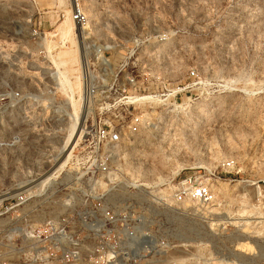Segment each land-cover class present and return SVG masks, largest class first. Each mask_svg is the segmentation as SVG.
I'll return each instance as SVG.
<instances>
[{"label":"rangeland","instance_id":"obj_1","mask_svg":"<svg viewBox=\"0 0 264 264\" xmlns=\"http://www.w3.org/2000/svg\"><path fill=\"white\" fill-rule=\"evenodd\" d=\"M74 1L88 18L84 28L74 24L79 80L84 55L100 85L133 72L137 86L158 95L111 161L120 181L142 184L119 190V203L133 202L147 233L165 239L132 263L264 264V0ZM72 2L0 0V264L28 263L19 233L61 214L55 201L86 206L73 187L78 148L43 182L70 125L57 27L77 10ZM136 42L142 51L125 62ZM80 95L81 87V111ZM185 177L208 183L215 201L152 202L150 192ZM21 195L27 200L14 207ZM72 225L86 233L82 221Z\"/></svg>","mask_w":264,"mask_h":264},{"label":"built area","instance_id":"obj_2","mask_svg":"<svg viewBox=\"0 0 264 264\" xmlns=\"http://www.w3.org/2000/svg\"><path fill=\"white\" fill-rule=\"evenodd\" d=\"M72 19L80 27L88 25V18L79 9L73 12ZM143 45L136 42L127 48L125 62L141 52ZM99 57L105 61L102 50ZM82 63L80 100L84 119L81 139L72 150L78 148L80 161L73 187L81 192L86 206H77L72 197L59 199L55 201L56 207L66 208L61 214L47 218L40 225L28 223L25 232L19 233L26 240L20 249L28 256L27 264H133L148 250L161 251L165 244L163 237L145 230L144 211L135 209L133 202L119 203L116 198L119 190L142 189V184L120 181L121 167L111 164L124 140H129L147 123L146 105L156 102L158 95L137 86L133 72L127 74L123 84L116 75L100 85L91 75L90 61L84 55ZM99 100L103 104L95 107ZM112 108L116 111L106 117ZM166 185L150 192L154 204L172 208L188 200L212 204L216 199L208 183L192 177L181 179L173 189ZM26 200L27 196H19L14 207ZM73 220L84 223L85 234L72 225ZM14 228V231L18 229Z\"/></svg>","mask_w":264,"mask_h":264},{"label":"bare ground","instance_id":"obj_3","mask_svg":"<svg viewBox=\"0 0 264 264\" xmlns=\"http://www.w3.org/2000/svg\"><path fill=\"white\" fill-rule=\"evenodd\" d=\"M72 3H73V9L77 8L81 10L79 4L76 1L73 0ZM74 24L75 22L72 20L70 16L67 17V19L64 20L57 27L61 39L64 40L63 42L71 43L70 47H67L66 44L64 43V49L62 48L63 49L62 55L59 62L60 65H57L58 75L57 74L56 75L59 81L61 82V86L63 85L62 87H64V85H66L68 88V92L70 93L68 95L70 98L72 111L67 114L70 119V125H68L67 127L68 136L65 138L62 144L64 149V154L62 155L59 165L57 166L55 171L47 175L43 179V182L49 180L54 172L60 170L62 167L65 166V164L72 157L73 148L77 145V143L81 139L80 135L82 132L80 131V128L83 124L82 121L84 118L80 111L79 101L75 98V96L79 93V88L81 87L80 86L81 81L79 80V76H78V72H79L78 66L80 61L78 58V50L76 49L77 46L75 47V38L73 36ZM72 78L74 79V81H71ZM63 89L65 90V87Z\"/></svg>","mask_w":264,"mask_h":264}]
</instances>
